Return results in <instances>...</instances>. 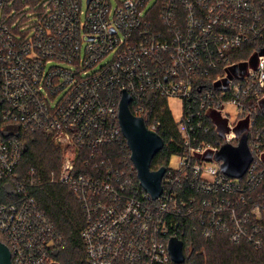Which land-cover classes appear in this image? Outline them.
Listing matches in <instances>:
<instances>
[{
	"label": "built area",
	"instance_id": "2783aa9c",
	"mask_svg": "<svg viewBox=\"0 0 264 264\" xmlns=\"http://www.w3.org/2000/svg\"><path fill=\"white\" fill-rule=\"evenodd\" d=\"M83 4L0 0V181L16 195L0 203V235L13 264H55L64 243L33 195L39 173L15 177L19 130L60 149L48 182L74 193L89 264H176L169 243L185 228L261 247L264 0H86L85 19ZM124 91L135 116L153 95L183 105L177 166L156 200L109 154ZM244 137L252 160L232 177L217 157Z\"/></svg>",
	"mask_w": 264,
	"mask_h": 264
},
{
	"label": "trees",
	"instance_id": "16d2710c",
	"mask_svg": "<svg viewBox=\"0 0 264 264\" xmlns=\"http://www.w3.org/2000/svg\"><path fill=\"white\" fill-rule=\"evenodd\" d=\"M130 109L134 113L132 105ZM143 117L148 127L159 123L158 134L164 140V147L154 157L151 170L169 167L171 157L176 155L181 147L177 122L167 99L151 96ZM18 134L22 145V158L15 177L21 180L32 169L39 173L43 184L33 190V195L64 238L63 245L53 253L55 264H89L81 239L85 220L79 203L67 186L48 182L49 171L59 166L60 149L45 134H26L20 130ZM109 154L116 168L127 173L133 171L136 179V172L130 163V151L123 137L112 146ZM14 199L16 195L11 191L10 185L0 181V203ZM178 238L183 243V264H264V230L263 245L259 248L246 243H232L224 236L205 239L191 228H185ZM0 239L4 241L1 235Z\"/></svg>",
	"mask_w": 264,
	"mask_h": 264
},
{
	"label": "water",
	"instance_id": "95a60500",
	"mask_svg": "<svg viewBox=\"0 0 264 264\" xmlns=\"http://www.w3.org/2000/svg\"><path fill=\"white\" fill-rule=\"evenodd\" d=\"M131 97L124 91L119 104V125L130 151V161L137 172L142 188L150 198L156 200L162 193V179L166 167L157 171L151 170V163L156 154L164 147L163 138L150 130L144 117L135 116L130 109ZM247 138L241 140L238 148L226 147L217 159L224 161V171L232 177H241L247 171L251 157L247 150ZM171 258L176 264L185 261L183 243L172 238L169 243ZM0 264H13L8 246L0 239Z\"/></svg>",
	"mask_w": 264,
	"mask_h": 264
},
{
	"label": "rangeland",
	"instance_id": "374dc122",
	"mask_svg": "<svg viewBox=\"0 0 264 264\" xmlns=\"http://www.w3.org/2000/svg\"><path fill=\"white\" fill-rule=\"evenodd\" d=\"M113 5L116 6L117 2H121L122 0H111ZM86 11H87V7H86V0H84V4H83V19H85L86 16ZM111 59V57L108 58V60ZM169 102V107L170 110L172 112V115L175 119L176 122H180L183 118V105L182 102L174 99V98H169L168 100ZM263 107H264V103H263ZM222 111H237V108L234 106H224ZM170 167H176L177 166V157L176 156H172L170 159Z\"/></svg>",
	"mask_w": 264,
	"mask_h": 264
}]
</instances>
